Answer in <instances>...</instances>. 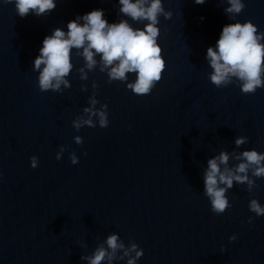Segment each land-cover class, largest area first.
<instances>
[{
	"label": "water",
	"instance_id": "water-1",
	"mask_svg": "<svg viewBox=\"0 0 264 264\" xmlns=\"http://www.w3.org/2000/svg\"><path fill=\"white\" fill-rule=\"evenodd\" d=\"M244 3L235 20L264 31V0ZM163 6L173 13L158 25L166 69L150 95L136 96L125 82H109L99 55L88 70L82 49L72 52L71 88L62 94L41 92L31 69L43 38L76 15L102 8L110 23H147L118 16L117 0H58L48 16L23 19L0 3V264H87L80 256L111 233L143 249L138 264H264V216L248 208L251 199L264 205V178L249 172L250 192L234 184L226 194L232 206L219 216L202 181L207 159L222 150L229 167L241 151L264 152V88L246 95L237 81L218 89L207 79L206 49L233 22L224 0ZM91 98L95 110L108 105L109 125L76 131L72 121L88 118ZM237 136L248 138L241 148ZM60 146L66 151L57 161Z\"/></svg>",
	"mask_w": 264,
	"mask_h": 264
},
{
	"label": "clouds",
	"instance_id": "clouds-1",
	"mask_svg": "<svg viewBox=\"0 0 264 264\" xmlns=\"http://www.w3.org/2000/svg\"><path fill=\"white\" fill-rule=\"evenodd\" d=\"M192 2L204 5L207 0ZM224 2L227 7L223 8V12L233 22L225 24L215 44L206 49L204 59L211 69L207 79L218 89L237 81L242 94H254L258 89L264 88V31H259L251 21L241 23L235 20L245 8L244 0ZM0 3L13 5L16 15L23 19L29 15L37 18L48 16L57 8L58 0H0ZM117 3L118 16L130 18L133 22L147 23L139 28L133 27L128 19L110 23L105 10L97 8L83 15H76L67 22L66 30L61 27L52 29L43 38L31 66L32 71L37 73V86L41 92L62 94L64 90L71 88L67 77L73 69L72 52L82 49L78 54L83 57L88 70L96 66L95 57L99 55L100 70L107 69L109 82H125L126 89L136 96L151 94L162 80L166 69L162 47L158 42L160 17L170 20L173 13L165 10L163 0H117ZM200 20L203 21L204 17H200ZM80 72L81 79H86L84 70L81 69ZM129 74H134L131 83H127ZM97 103L95 98H91V107L83 109L88 118L72 121V127L76 131L85 126L108 127V105L102 104L100 110H95ZM74 142L81 145L83 139L75 136ZM247 142L248 138L245 136L234 139L236 148H241ZM65 151V147L60 146L55 159L60 161ZM231 158L240 162L229 167L230 154L223 150L208 158L202 175L203 195L208 199L210 211L217 216L224 214L232 206L226 194L234 184L246 185L245 190L250 192L256 184L249 178V172L257 179L264 178V152L244 150ZM69 160L73 166L79 163L75 153H70ZM29 163L32 169H36L39 165L38 157H30ZM248 208L257 218L264 216V205L257 199H251ZM248 223H252L251 217ZM236 240L235 234L229 237L230 243ZM81 247L85 245L81 244ZM223 251L222 246L221 252ZM143 254V249L135 242L126 246L117 233H111L91 255H81L80 260L87 261V264H120L122 261L126 264H138Z\"/></svg>",
	"mask_w": 264,
	"mask_h": 264
}]
</instances>
